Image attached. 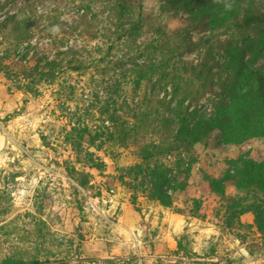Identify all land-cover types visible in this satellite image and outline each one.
<instances>
[{
  "label": "rangeland",
  "instance_id": "374dc122",
  "mask_svg": "<svg viewBox=\"0 0 264 264\" xmlns=\"http://www.w3.org/2000/svg\"><path fill=\"white\" fill-rule=\"evenodd\" d=\"M128 2L118 18L110 0H0V21L7 13L28 19L21 30L13 25L1 30L0 56L5 49L27 50L29 56L61 61L57 79L34 92L27 81L0 72V200L6 209L0 215V226L6 225L0 230V260L12 254L43 259L33 230L42 219L56 234L48 235L43 251H58L59 257L71 250L82 259L135 260L127 264H264V236L254 215L246 213L238 220L241 225L228 228L225 203L206 181L225 180L244 161L263 162L264 137L224 145L215 132L190 153L180 150L181 158L192 160V170L189 187L174 197L173 207L136 191L129 171L142 162L144 146L172 138L174 125H164L161 118L172 117L175 88L187 89L191 97L198 91L192 109L213 115L222 99L219 79L228 48L264 36L193 23L194 8L162 14L161 0ZM138 19L143 28L134 32L130 23ZM26 33L30 37L23 39ZM187 36L209 43L183 52ZM206 58L212 82L199 90L183 67H196ZM73 59L87 68L71 70ZM117 62L125 64L117 67ZM263 64L260 59L256 67ZM78 127L97 135L93 145L88 139L76 145ZM176 158L168 154L163 161L173 166ZM169 184L165 189L171 194ZM224 186L229 197L245 195L231 182ZM194 198L208 207L205 218L183 214Z\"/></svg>",
  "mask_w": 264,
  "mask_h": 264
},
{
  "label": "trees",
  "instance_id": "16d2710c",
  "mask_svg": "<svg viewBox=\"0 0 264 264\" xmlns=\"http://www.w3.org/2000/svg\"><path fill=\"white\" fill-rule=\"evenodd\" d=\"M104 1V0H101ZM259 0H161L160 12L167 14L176 12L181 8H194L189 19L193 23L205 25L212 30L223 27H232L238 31L253 30L264 36V5L258 3ZM110 7L122 18L130 6L128 0H110ZM231 5V7H228ZM28 20V19H27ZM27 20H18L16 15L8 14L0 21L1 30L13 25L14 29L21 30ZM143 21L138 19L130 23L132 30L140 32L143 28ZM22 23V24H21ZM23 39H28L29 33ZM95 36V35H94ZM95 38V37H94ZM20 38L19 40H23ZM18 43V41H16ZM16 43V44H17ZM208 39L192 41L190 36L184 37L183 52H192L201 46L208 45ZM0 45H2L0 43ZM176 50H179L176 49ZM247 56L249 58L247 59ZM28 58V59H27ZM264 60V37L255 43H248L242 46L228 48V60L224 67V76H221L220 86L223 94L221 101L213 115H207L193 108L198 99V91L192 96L186 93L187 89L175 88L173 96L176 104L171 109L172 117L161 118V122L174 125L175 132L167 142H151L141 150L142 162L129 167L130 174L134 176L130 186L134 189L143 190L150 200L159 202L164 207H173L174 197L186 191L189 187V179L192 170V160L185 161V157H180V150L190 151L196 145H205L213 133L218 132L220 143L224 145H241L251 139L264 137V64L256 67L257 62ZM69 66L73 71L84 70L85 64L73 59L69 61ZM124 62H117V67L124 66ZM61 61L49 59L45 56L29 52L19 54L15 51L5 49L0 56V72L3 71L19 81H27L28 89L34 92V88L44 82L54 81L59 76ZM185 72L190 74L199 82V90L208 88L209 76L206 74L209 69V62L206 58L196 67H183ZM12 73V74H11ZM185 102H188L185 105ZM163 104V103H161ZM166 110H169L168 108ZM113 119V115H110ZM73 134L77 138V146H80L85 139L90 140L93 145L97 140L90 130L85 128H74ZM112 137V135H111ZM177 154L176 162L173 166L163 161L167 155ZM189 158V157H188ZM179 159V160H178ZM186 164V165H185ZM183 168L180 170V168ZM124 177H121L123 180ZM131 178V177H130ZM173 182L172 185L169 183ZM209 183L210 192L217 195L225 203V220L223 223L232 228L235 224L241 225L239 218L252 213L255 218L257 230L264 236V161L254 160L244 161V166L234 174L229 172L225 175V180L206 179ZM226 182H231L235 187L242 189L245 195L242 197H229L225 193ZM133 184V185H132ZM169 184L172 193H167L165 187ZM191 205L186 206V213L196 218H205L208 207L198 199H191ZM6 212L2 199L0 200V215ZM34 229L37 238L46 242L48 235L54 237L56 234L51 232L45 221L37 219ZM6 225H1L0 230H4ZM64 241V237L58 236ZM69 243V240H65ZM36 244V252L42 253L43 259L38 255L26 259L19 255H6L0 260V264H127L130 261H117L106 259L103 261L90 262H65L72 258L82 259L80 254L75 251H67L64 257H59L58 251L53 253L43 249L45 245ZM70 247L72 242H70ZM180 246V244H179ZM180 248V247H179ZM229 263H231L229 261Z\"/></svg>",
  "mask_w": 264,
  "mask_h": 264
},
{
  "label": "water",
  "instance_id": "95a60500",
  "mask_svg": "<svg viewBox=\"0 0 264 264\" xmlns=\"http://www.w3.org/2000/svg\"><path fill=\"white\" fill-rule=\"evenodd\" d=\"M99 260H106V259H69L65 260V262H90V261H99ZM226 264H230L228 260H224ZM42 264H56V263H42Z\"/></svg>",
  "mask_w": 264,
  "mask_h": 264
},
{
  "label": "built area",
  "instance_id": "2783aa9c",
  "mask_svg": "<svg viewBox=\"0 0 264 264\" xmlns=\"http://www.w3.org/2000/svg\"><path fill=\"white\" fill-rule=\"evenodd\" d=\"M91 206H92V209H93V210H96V208H95V206H94L93 204H92Z\"/></svg>",
  "mask_w": 264,
  "mask_h": 264
},
{
  "label": "clouds",
  "instance_id": "9594fccd",
  "mask_svg": "<svg viewBox=\"0 0 264 264\" xmlns=\"http://www.w3.org/2000/svg\"><path fill=\"white\" fill-rule=\"evenodd\" d=\"M228 7H231V5H228Z\"/></svg>",
  "mask_w": 264,
  "mask_h": 264
}]
</instances>
